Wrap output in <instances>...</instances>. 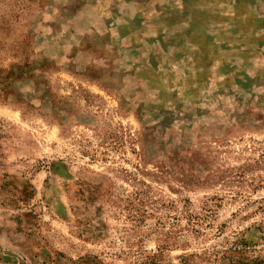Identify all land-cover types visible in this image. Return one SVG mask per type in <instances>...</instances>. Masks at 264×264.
Wrapping results in <instances>:
<instances>
[{
	"label": "rangeland",
	"instance_id": "obj_1",
	"mask_svg": "<svg viewBox=\"0 0 264 264\" xmlns=\"http://www.w3.org/2000/svg\"><path fill=\"white\" fill-rule=\"evenodd\" d=\"M0 264H264V0H0Z\"/></svg>",
	"mask_w": 264,
	"mask_h": 264
}]
</instances>
